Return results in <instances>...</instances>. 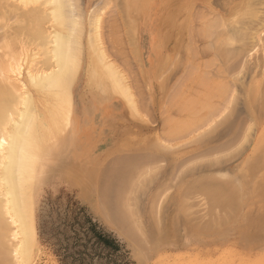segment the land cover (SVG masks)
Wrapping results in <instances>:
<instances>
[{"label": "rangeland", "instance_id": "rangeland-1", "mask_svg": "<svg viewBox=\"0 0 264 264\" xmlns=\"http://www.w3.org/2000/svg\"><path fill=\"white\" fill-rule=\"evenodd\" d=\"M101 1L80 0L82 20L84 21L82 32L83 49L80 71L76 82L72 86L74 104L73 124L75 125V121L80 115L84 116L87 120L84 123V129L92 134L87 151L90 161L93 160L96 166L90 174L87 173L88 166H90L89 160L82 159V164L79 163V165L77 164L78 162L73 163V160H75L73 159L74 153L71 147L67 146L68 141L71 139L72 129L70 133L67 131L66 133L69 134L66 135L65 141L60 143L56 148V155L49 158L50 170L48 174L50 175L47 174L48 177L43 179L41 184L38 183L35 188L34 213L37 228V245L34 248L32 264H64L60 257L62 249H60L61 245H59L58 241L64 239V233L67 234L68 230H66L64 225L72 224L75 216L81 211L92 220L93 224L98 226L100 231L110 236L119 246L117 252L113 251V253L115 252L113 260L116 264H264V244H262L264 241V191H262L264 190V174L262 173L264 172V167L261 172V169L256 168L258 165V168H262L260 164L264 163V155L262 154L256 163V154L254 153L256 147H258V142L262 140L264 143V0H110V2L108 0L110 4L106 8L107 11H105L107 15H103L108 16V18L103 17V19L105 18L104 21L109 20L108 24L112 23V26H109L107 23L105 25L102 23V26L104 28V36L107 34V31L111 35L108 33L109 36H105L103 41L106 40L105 45H108L106 46V50H110V53H107L109 54L108 57L110 56L112 59L109 58L110 61H113L114 58L113 62L117 61L118 67L120 66V68L122 67L127 70L130 68L129 72H132L131 79L128 78L130 77L129 72L121 71L122 68H119L121 72L125 73L123 75L125 79L127 78V82L129 81L128 79L132 80V82L129 81L128 83H130L136 96V103L139 105V108L136 106L137 112L134 113V115L136 114L135 116L132 115L122 97L114 93L105 94V92L103 93V88L102 90L101 88L94 89L88 84L87 67L91 55L87 44H89L88 33L90 35L92 30V27H89L88 20L94 10L97 11L99 7L100 9L103 7L102 4L104 2ZM247 4H250V6L247 7ZM126 7L127 10L124 13L123 10ZM109 9L115 12V14ZM108 11L110 13H107ZM109 15L114 17L109 18ZM251 15L254 16L251 17ZM15 18L10 17V21H7L5 18L8 25H13L15 29H12L13 32L7 28L8 25L1 27L6 23L3 24L4 17L0 19V23H2L0 24V37L7 32L12 35L16 32L17 23L15 22ZM125 18H127L129 23L123 21ZM213 21L217 27L211 25ZM14 23L16 27H14ZM105 27H109V29L112 27L113 32L107 28L105 29ZM130 27L134 29L131 31L135 32L131 33L129 29L127 31V33L130 32L128 36L126 35V29ZM214 28L216 30V32L214 31L215 33L213 32ZM205 29H208L210 34L213 32L214 36H210L209 33H202ZM22 34L21 37L26 41V34L28 32L25 35L24 33ZM115 34H117V38L122 37L121 39L118 38L121 41L118 46L116 45L118 39L116 41L114 39ZM131 35L135 38L130 39ZM17 36H14L13 39H16L15 37ZM18 37L17 39L20 40L21 37ZM107 37L109 38L107 39ZM2 38L5 39L4 35ZM2 38H0V43L2 42ZM123 38L125 43L122 41ZM8 39L7 41H10L11 44L15 42L11 38ZM129 39L135 42L134 47L137 51L135 55L132 53L135 50L132 43L131 48L129 47ZM8 42L4 43L3 40L2 46L10 47L11 45H8ZM19 42H17V45L14 43L16 47L20 46L17 50L13 46L10 47V50L6 47L7 50L3 51L6 54H3L0 46V56L3 54V58L5 56L7 58V52H9L10 56H8L12 61L13 54L15 53L11 54V52H16L14 57L17 58V52L19 55V52L22 50L21 57L18 58L25 57L28 51L26 54L27 58L23 57V60L27 59L31 61L30 56L34 54H38L36 63L34 64L38 65L37 61L41 63L42 60H45L41 57L44 52L41 47L31 42L29 45L27 44L28 42H23L21 43L22 45ZM110 43H112L111 48L109 47ZM113 45L117 46L118 50L123 49V52L120 50L118 52V54L122 53L121 56L124 54L123 58L118 56L117 50H114ZM5 47L2 50L6 49ZM27 47L28 49H26ZM235 54H237V57H235ZM118 57L128 62H123ZM125 64L130 66L127 68ZM255 65L258 66L255 67ZM231 66L233 67L231 68ZM24 67H27V63ZM135 79L138 80L136 81ZM133 81L136 82L134 83ZM262 81L263 83L260 84ZM257 86L259 87L257 88ZM236 92L238 96H236ZM100 94H103V97ZM213 107L214 109H212ZM216 108L219 109L217 110ZM216 110L218 112L214 113ZM208 115H211L213 118L209 116L210 119L207 117ZM203 122L204 125L202 127L200 124ZM197 125H200V127H197ZM229 141H234L236 145L234 142H231V146ZM207 149L209 152H207ZM210 152L209 156L208 153ZM142 154L145 156H142ZM123 155L129 156V158L132 156L131 159L134 156L135 159L133 158L134 160H132L137 162L135 163V168L137 167L136 171L134 169L137 172V177L135 178L136 174H134V180L131 178V181L128 183V189L129 187L130 189L131 187L135 189L141 186L136 190L127 189L128 191L125 192L128 196L130 195L129 197L132 196L133 200L135 196L140 200L138 201L139 204L138 202L136 203L139 207L138 213L140 212V215H142L138 217L139 221H135L136 224L132 222L134 223L133 226H131L132 223L124 226L125 232L127 231L126 233L110 224L99 213L98 207L85 194L87 191L83 188L84 185L91 186L94 183L97 170L101 168L102 172L109 162H111V159L115 157L118 159L119 156L123 157ZM224 158L225 160H223ZM250 158H253L251 163L255 162V169L253 163L250 166L247 165ZM220 159L221 161H219ZM126 160L128 159L123 160L122 163L127 162ZM132 160L130 162L129 159L128 162L134 164ZM128 162L125 164L128 165ZM140 162L143 164L140 165ZM114 163H118V167L116 168L115 164L113 165V173L116 170L120 173L124 172L120 161H114ZM80 164L82 165L81 168H79ZM120 165L122 166L119 167ZM138 165L141 167H138ZM245 167L246 171L244 172ZM128 169L133 172V169H130V167L126 168L127 171ZM250 169L254 170L251 171ZM112 170L110 174H113ZM247 170L250 171V174L252 172L255 174L256 172L255 175H257L255 176L252 173L254 179L251 180L252 178H250L252 188L249 186V180L243 177V174H248ZM128 172L125 174H128ZM120 173L116 172L115 174L119 176H114L120 177L124 174ZM233 175L234 177H232ZM246 176L251 177L249 174ZM212 177L213 179L209 181L213 180L211 185L205 182L207 178L210 179ZM153 179L154 181H152ZM259 179L263 187L257 182ZM135 180L136 182L138 181L137 185L134 184L136 183ZM196 181L198 182L196 183ZM228 181L231 184H227ZM241 183L246 186H242ZM204 184L209 185L210 191H208V186L207 189L204 187L206 186ZM219 185L221 186L219 187ZM223 186H227L228 189L225 188L226 191H224ZM231 186L234 192L229 190ZM245 189L249 191H245ZM254 189L255 191L253 192ZM201 190H203L202 193ZM133 191L134 193L131 195ZM214 192H216L215 195ZM243 195L246 196L244 197ZM229 197H231V201H229ZM135 201L137 200L135 199ZM230 202L232 207L231 205H227ZM160 204L164 206L162 207ZM148 211L150 212L148 213ZM150 213L152 214V218L148 215ZM261 214H263V217ZM225 216H227V220ZM218 219L219 224H222L219 227ZM140 220L143 221V227L146 230L141 228L142 224ZM261 221L263 225H261ZM154 223L155 226H153ZM202 223L203 225H201ZM205 223L208 226L204 225ZM193 225L195 226L193 227ZM210 227L213 231L209 229ZM159 231H162V235ZM141 232H143L146 239L143 238L144 236ZM138 236H142L143 240L140 241L141 238ZM131 237L134 239H131ZM136 237L139 239H136ZM146 241L147 245H145ZM1 249L0 263L14 264L13 255L11 256V254H7L5 251L2 252L3 249ZM7 256H10L9 259Z\"/></svg>", "mask_w": 264, "mask_h": 264}, {"label": "bare ground", "instance_id": "bare-ground-1", "mask_svg": "<svg viewBox=\"0 0 264 264\" xmlns=\"http://www.w3.org/2000/svg\"><path fill=\"white\" fill-rule=\"evenodd\" d=\"M253 1H255V0H253ZM101 2H104L102 4L103 7L101 9L99 7V9L97 11L94 10L93 13H91V16L89 17V20H88L89 27L90 26L92 27V30H91L90 35L88 33V36H89L88 37L89 44H87V46H89L88 49L90 50V55H91L90 60L88 62V67H87V69H88V71H87L88 72V74H87V76H88V78H87L88 79V84L91 85L94 89L95 88H101V90H102V88H103V93L105 92V94L114 93V94L122 97L125 100V102H126L128 108H129L130 112L132 113V115H134V113L137 112V110H136L137 107L136 106H138V108H139V105H137V103H136L137 101L135 99L136 96L134 94V91L132 90V88L130 86V83H128L129 81L132 82V80H131L132 79V75H131L132 72H129V69L130 68L127 70V69H125V68L123 69L121 67L122 68L121 69L120 66L119 67L117 66L118 63L116 64V62H117L116 60H115L116 62H113L114 61V58H113V61H110L111 57L110 56L108 57L109 54H107V53L110 50L109 51L106 50L107 49L106 46H108V45H105L106 44L105 43L106 40L103 41V39H105L104 37L107 36L109 32L106 30L107 31V34L105 33L106 35L104 36V34H103V32H104L103 29L104 28L102 26V23H104V25H105L106 23L108 24L110 22L109 20H105L104 21L105 18L103 19V17H107L108 18V16H103V15L106 13L105 11H107L106 8L110 4L109 3L110 0H109V2H108V0H102ZM250 2H252V1H250ZM134 3H135V1H134ZM245 5H246V3H245ZM248 6H250V4L249 5L247 4V7ZM113 7H114V5H113ZM110 8H111V6H110ZM118 8H119V6H118ZM111 9H113V8H111ZM126 10H127V7L123 10L124 13H126ZM240 10H241V8H240ZM251 11H252V9H251ZM107 13H110V12L108 11ZM112 13L115 14V12H112ZM124 13H123V15H125ZM255 14H256V12H255ZM6 15H7V17H5ZM8 15H10V16H8ZM105 15H107V14H105ZM253 16L251 15V17H253ZM3 17H4L3 24L4 23H6V24L4 26H1V27H5V26L8 25L7 24V21H10L12 19V18L9 19L10 17H16L15 18L16 19L15 22L17 23L16 24L17 25V28H16V32L14 33L15 35L14 34L12 35L11 33L7 32L8 31L7 28L8 29H11V30L12 29L15 30L13 28V25H10L9 24L7 26V28H5L7 30V31L5 30L7 33H4L3 32L4 33L3 35H4V38L5 39L2 38L3 35L0 37V38H2V40H1L2 42L0 43L1 51L3 52L5 50H7V48L10 50V47L11 46L16 47L14 45V43L17 45V42H19L22 39L21 40L22 42L20 41L19 44H21L23 42L24 43H27L28 42L27 44L29 45L30 42H31V43L36 44L38 47H41L42 51H44L41 57H43L42 59H45L44 61L42 60V62L40 61L41 63H38V61H37V64L38 65L34 64V63H36L37 55L38 54L37 55L34 54V55L30 56L31 57V61H28L27 59L26 60H23L22 58L24 56H22V58H18V57H21L20 54H21L22 50L19 52V55H18V52H17V56H18L17 58L14 57V55L16 54V52H14L13 50H11L13 52L10 51L11 54L12 53H15V54H13V60L12 61H11V59H9L10 54H8L9 52H7V51H6L7 52V58H5L6 56L4 57L5 60L8 59L7 61H5L4 58H3V56H4L3 54H6V53L3 52V54L0 56V247L3 249L2 252L5 251V253L11 254V256L13 255L12 256L13 257L12 259H14V261H15L14 264H32V257H33V253H34V248L37 245V228H36V220H35V213H34V198H35V194H36L35 188L38 185V183L41 184V181L43 179H46V177H48V175H50V174H48L49 173V170H50L49 169V165H50L49 158H52L53 156L56 155V151H57L56 148L60 145V143H62V142L65 141L66 135L70 133V130L71 129H72L71 139L68 141V143H67L68 145L67 146L71 147V150L74 153L73 159H75V160H73V163L74 162H78L77 163L78 165H79V163L82 164V159H87V160L90 161V157L88 155V151L87 150H88L89 140H90V137H91L92 134L88 130H85L84 129V123L87 120L85 119L84 116H81L80 115V116H78L77 120L75 121V125L73 124L74 104H73L72 86H73V84L77 80V76H78V73L80 71V66H81V56H82V49H83L82 32H83V29H84V21L82 20V17L83 16H82V9H81L80 0H0V19H2ZM110 17H114V16H112V15L110 16L109 15V18ZM5 18H6L7 21H5ZM246 18H244V19H246ZM259 20H260V18H259ZM112 21H115V20H112ZM123 21L128 22L127 21V18H125V20H123ZM31 22H33L34 24L31 23ZM0 24H2V23H0ZM43 24L45 26L44 28H43ZM130 24H131V22H130ZM214 24H216V23L213 21L211 25H213V27H217V25H214ZM108 25L109 26L110 25L112 26V23H110ZM131 25H133V24H131ZM128 26H130V25L128 24ZM14 27H16L15 26V23H14ZM106 28L109 31L111 30V32H113L112 31V27H111V29H109V27H105V29ZM132 29L133 28H131V27L128 28V29H126V33H127L128 30L131 33H134L135 31L132 32L131 31ZM218 29H219V27H218ZM13 30H12V32H13ZM248 30H249V28H248ZM214 31L216 32L215 28L213 29V32ZM25 32L26 33L28 32V34H26ZM130 32L127 33L126 35L129 36ZM213 32L210 34L209 33V30L208 29H205V31L202 32V33H205V34L209 33L210 36H214V33L215 32L214 33ZM22 33H24V35L25 34L27 35L26 36L27 37L26 38V41L21 37L23 35ZM11 35H12V37H11ZM17 35L19 37H21L20 40L17 39V37H18ZM109 35H111V33H109ZM115 35L116 36L114 37V39L116 41L119 37L117 38V34H115ZM14 36H17V37H15L16 39H13ZM133 36L130 37V39L131 38L134 39L135 37L133 38ZM8 38L13 39V41H15V42L11 44L10 41L9 42L7 41V40H9ZM108 38L109 37H107V39ZM121 38H119V39H121ZM119 39L116 41L117 42V44H116L117 46H118L119 42H121ZM3 40H4V43L8 42V45H11V46L10 47L9 46H6L7 48L4 45L2 46ZM16 40H18V41L16 42ZM122 41H123V43H125L124 38H123ZM107 42L109 43V41H107ZM113 42H114V40H113ZM133 42H134V40H130V41H128V44H130L129 45V47H130L131 46V43H132L133 48L135 50L132 49L134 51L133 52L131 51V52L135 55V53H137V51H136V48L134 47L135 42L134 43ZM111 44L112 43H110V45H109L110 48L112 46ZM117 46H114V50H117L116 52L118 54L119 50L122 51L123 49H119L118 50ZM4 47L6 49L2 50V48H4ZM18 48H20V46L19 47L17 46L15 50H17ZM26 49H28V47ZM26 49H25V51H26ZM104 50H106L107 52L104 51ZM126 50H124V51H126ZM241 50H242V48H241ZM27 52H26V54H27ZM242 53H244V52H242ZM26 54H25V57L27 58V55ZM121 54H118V56H121ZM240 54H241V52H240ZM245 54H247V53H245ZM236 55L237 54H235V57H237ZM1 57L3 58V60H2ZM121 57L123 58L124 57V54ZM119 60H121V61L123 60V62H128L125 59H120L119 58ZM239 61H241V60H239ZM251 61H253V60H251ZM26 63H27V67L25 68L24 66H25ZM219 63H221V62H219ZM237 64H238V62H237ZM126 66L128 68L130 65L129 66L126 65ZM257 66L255 65V67H257ZM140 67H142V66H140ZM232 67L233 66H231V68ZM119 68L121 69V71H124V72L127 71V72H129L130 77H128V78H131V79H128L129 80L128 82L126 80L127 78L125 79V77L123 75L125 73L124 72H121ZM228 68H230V67H228ZM134 73H135V71H134ZM261 73H262V71H261ZM228 74H230V73H228ZM135 80L137 81L138 79H135ZM134 83H132V84H134ZM261 83H263V81L260 82V84ZM258 87L259 86H257V88ZM250 89H251V87H250ZM259 90L261 91V89H259ZM230 91H231V89H230ZM236 94H237V92H236ZM100 95H101V97H103V94H100ZM100 95H99V97H100ZM236 96H238V94ZM261 97H263V96H261ZM137 98H139V97H137ZM167 98H169V97H167ZM139 99H141V98H139ZM228 99H227V101H228ZM243 101L245 102V100H243ZM220 105H222V104H220ZM225 105H226V103H225ZM232 105H234V104L232 103ZM235 107H233V108H235ZM212 109H214V107ZM217 110L214 111V113L215 112H218ZM222 110H223V108H222ZM139 111H140V109H139ZM210 114H211V112H210ZM209 116L211 117V115H208L207 117H209ZM211 118H213V117H211ZM200 125L201 126L204 125V122L202 124H200ZM200 125H197V127L198 126L200 127ZM216 125H218V124H216ZM246 125H247V123H246ZM208 126H209V124H208ZM214 127H215V125H214ZM247 128H245V129L247 130ZM254 128H255V126H254ZM237 129H238V127H237ZM67 131H69V133H66ZM209 132H211V131H209ZM178 135H177V137H178ZM177 137H176V141H177ZM236 140H237V138H236ZM251 140H250V142H251ZM231 142H234V141H231ZM231 142H230V145H231ZM245 143H246V141H245ZM247 143H249V142L247 141ZM188 144H189V142H188ZM238 144H240V143H238ZM235 145H236V143H235ZM237 148H239V147L237 146ZM160 150H161V148H160ZM209 150H210V148H209ZM207 152H209L208 149H207ZM219 152H220V150H219ZM216 153H217V151H216ZM254 153L256 154L255 155V162L257 163V160L259 159V157L262 154L264 155V143H263L262 140H260V142H258V147H256V151H254ZM200 154H202V153H200ZM210 154H211V152L208 153L209 156H210ZM228 154H229V151H228ZM143 155L144 154H142V156ZM234 156H235V154H234ZM131 157L132 156H130V158H129V156L123 155V157L122 156H119L118 159L116 157L114 159H111V162H109V164L107 163L108 166L107 167L105 166L106 168L102 172H101V170H102L101 168H100V170H97L96 171V177H95L94 183L91 186L90 185L89 186L88 185H84L85 182L83 183V185H84L83 188L86 189V191H87V192H85V194L89 197V199L93 203L96 204V206L98 207V209L100 211L99 213H101L103 215V217H105L106 220L110 224H112L113 226L119 228L120 231H123V232H125L124 226H128L132 222H135L136 220H138V217L139 216H142V215H140V212L138 213V209H139V207H138L139 202L138 201H140V200H138V198L135 196V194H134V196H135V199L137 201H135V199L133 200L131 198L132 196L129 197L130 195L128 196L125 193L126 191H128L130 189V187L128 189V183H129V181H131V178H132V180H134L133 179L134 178V174H136L135 178L137 177V172H135L136 169H137V167L135 168V166H136L135 163H137V162L133 161L135 159L134 156H133L134 159L132 158L133 160L131 159ZM218 157H221V156H218ZM124 158L125 159H128V160L130 159V162L132 160L134 162V164H131L130 162H128V160H126L128 162V165L125 164V163H127L125 161H124L125 163H122L123 160H125ZM234 158H236V157H234ZM191 159H192V156H191ZM139 160H140V158H139ZM209 160H211V159H209ZM223 160H225V158ZM228 160H229V158H228ZM252 160H253V158H250V160L248 161V164L247 165L250 166L253 163V167H254L255 162H252L251 163ZM263 160H264V158H263ZM114 161L115 162L120 161L122 163L123 166L120 165L119 167L122 166L121 168H123L122 170H124V172L127 171L126 168H128V167H130V169H133V172L131 170L129 171V169H128L129 172L128 171L127 172L129 174V176H127L128 174H125L127 172L124 173V172L121 171L124 174L121 175L120 177H118L119 176L118 174L120 172L116 170V172L118 174H115L116 172L113 173L114 169L112 170V167L115 164ZM147 161H148V159H147ZM186 161H187V159H186ZM205 161H206V159H205ZM219 161H221V159ZM203 162H204V160H203ZM228 162H230V161H228ZM195 163H197V162H195ZM81 164H80L79 168H81V166H82ZM117 164H115V167L116 168L118 167ZM129 164L134 165V166H131ZM141 164H143V163L140 162V165ZM150 164H152V163H150ZM178 164L181 165L180 163H178ZM217 164H218V162H217ZM140 165H138V167ZM156 165H159V164H156ZM260 165H262V168H258L259 165H258V167L256 166V168L259 169V170L261 169L260 170V172H261L262 169H263V167H264L263 166L264 163L263 164L261 163ZM95 166H96V163H94L93 160L90 161V166H88L87 173H90L91 174L93 172V169L95 168ZM124 167H125V169H124ZM184 167H185V165H184ZM211 167H213V166H211ZM189 168H191V167H189ZM134 169H135V171H134ZM254 169H255V167H254ZM254 169H250V170L252 171ZM111 170H112V173L113 174H110L111 173L110 172ZM195 170H196V168H195ZM184 171H187V170H184ZM245 171H246V167H245L244 172ZM247 171H248V174L251 177L248 176L249 177L248 178L246 176V175H248L247 173H246V175L243 174V177H244V179L249 180V186H251V184H252V181L251 180L254 179V176H253L254 172H252L253 174L252 173L250 174V171L249 170H247ZM122 173H120V174H122ZM262 173L264 174V172H262ZM187 174H188V172H187ZM255 174H256V172H255ZM114 175H118V176H114ZM140 175H141V173H140ZM143 176H146V175H143ZM255 176H257V175H255ZM129 177H130V179H129ZM205 177H207V176H205ZM232 177H234V175ZM208 178H207L208 181L206 180L205 182L206 183H209L211 185V182L213 180L211 182H209V181L211 179H213V177L210 178V179H208ZM250 178H252V179L250 180ZM140 179H141V176H140ZM169 179H171V178H169ZM174 179H176V178H174ZM238 179L240 180L239 177H238ZM144 180H145V178H144ZM148 180H149V178H148ZM204 180H205V178H204ZM141 181H143V180H141ZM152 181H154V179ZM162 181H164V180H162ZM198 181H199V179H198ZM198 181H196V183ZM135 182H136V180H135ZM137 182L134 183V184L137 185ZM221 182H222V180H221ZM221 182H219V183H221ZM229 182L230 181H228L227 184H231ZM257 182H259V184L263 187L264 184L262 185L260 179ZM141 183H143V182H141ZM234 183H233V185H234ZM199 184H201V183H199ZM241 184H242V186H246L243 183H241ZM247 184H248V182H247ZM131 185H129V186H131ZM138 185H139V183H138ZM204 185H206V184H204ZM186 186H187V184H186ZM207 186H208V191H210L209 185H206L204 187L207 189ZM220 186L221 185H219V187ZM249 186H248V188H249ZM138 187L140 188L141 186H138ZM138 187H136L135 189L131 187V189L136 190ZM149 187H150V185H149ZM223 187H224V191H226L225 188L228 189L227 186L226 187L223 186ZM201 188H202V186H201ZM233 188H235V187H233ZM251 188H252V186H251ZM251 188H250V192H251ZM215 189L218 190L217 188H215ZM255 189H256V187H255ZM255 189L253 190V192L255 191ZM203 190H201V193H202ZM229 190L230 191L232 190V192H234L233 191L234 189H232V186H231V189H229ZM238 190H239V188H238ZM247 190L245 189V191H247ZM139 191H140V189H139ZM156 191H158V190H156ZM262 191H264V190H262ZM216 192H218V191H216ZM216 192H214V195H215ZM232 192H231V194H232ZM260 192H261V190H260ZM133 193H134V191L131 193V195ZM207 193H206V195H207ZM220 193H222V192H220ZM228 194H229V192H228ZM243 194H245V193H243ZM189 195H190V193H189ZM239 195H238V198H239ZM214 197H216V196H214ZM229 198H230L229 201H231V197H229ZM227 199H228V197H227ZM262 199H263V197H262ZM225 201H228V200H225ZM236 201H238V200H236ZM136 202H138V204ZM151 203H152V200H151ZM235 203H237V202H235ZM197 204H199V203H197ZM227 205H231V202H230V204L228 203ZM231 207H232V205H231ZM260 208H263V207H260ZM189 209H190V206H189ZM159 210H160V208H159ZM217 210H219V209H217ZM161 211H162V208H161ZM194 211H196V210H194ZM149 212L150 211H148V213ZM198 214H199V212H198ZM201 214H203V213H201ZM148 215H150L149 217L152 218V214L151 213L148 214ZM261 215L263 217V214H261ZM191 216H192V214H191ZM217 216H218V213H217ZM153 217H154V215H153ZM226 217L227 216H225V219H226ZM198 218H201V217H198ZM194 221H196V220H194ZM142 222L143 221H141V224H142V227L141 228H144ZM150 222H152V221L150 220ZM155 223H154L153 226H155ZM158 223H159V220H158ZM133 224L134 223H132L131 226H133ZM135 224H136V222H135ZM138 224H140V223L138 222ZM214 224H216V223H214ZM240 224H241V222H240ZM201 225H203V223ZM204 225H206V223ZM221 225L219 224V219H218V227L221 226ZM261 225H263L262 224V221H261ZM194 226L195 225H193V227ZM200 226H199V230H200ZM206 226H208V225H206ZM169 227H171V226H169ZM158 228H160V226H158ZM209 229H211V227ZM144 230H146V229L144 228ZM144 230H143V232H144ZM194 231H196V230H194ZM129 232H128V234H129ZM143 232H141V233L143 234ZM161 232L159 231V233H161ZM159 233H157V234H159ZM130 235H131V233H130ZM161 235H162V233H161ZM143 236H144V234H143ZM138 237H140V236H138ZM138 237H136V239ZM134 238H135V236H134ZM134 238L131 237V239H134ZM140 238H141L140 239V241H141V240H143V238H145V236L143 238L141 236ZM175 238H178V237H175ZM260 240H262V239L260 238ZM145 243H146L145 245H147V241ZM262 244H264V241H263ZM142 247H144V245H142ZM255 248H256V246H255ZM260 248H261V246H260ZM2 255H5V254H2ZM7 257L9 259L10 256H7ZM8 259H7V262H8Z\"/></svg>", "mask_w": 264, "mask_h": 264}, {"label": "trees", "instance_id": "trees-1", "mask_svg": "<svg viewBox=\"0 0 264 264\" xmlns=\"http://www.w3.org/2000/svg\"><path fill=\"white\" fill-rule=\"evenodd\" d=\"M64 226L68 230L67 234L64 233V239L58 241L62 249V263L116 264L113 256L119 246L110 236L100 231L83 211L75 216L72 224Z\"/></svg>", "mask_w": 264, "mask_h": 264}]
</instances>
